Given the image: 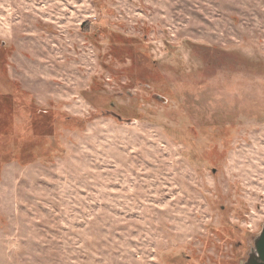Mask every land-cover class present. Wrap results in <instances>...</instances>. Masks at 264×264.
Instances as JSON below:
<instances>
[{
    "label": "rangeland",
    "instance_id": "374dc122",
    "mask_svg": "<svg viewBox=\"0 0 264 264\" xmlns=\"http://www.w3.org/2000/svg\"><path fill=\"white\" fill-rule=\"evenodd\" d=\"M264 223V0H0V264H243Z\"/></svg>",
    "mask_w": 264,
    "mask_h": 264
},
{
    "label": "water",
    "instance_id": "95a60500",
    "mask_svg": "<svg viewBox=\"0 0 264 264\" xmlns=\"http://www.w3.org/2000/svg\"><path fill=\"white\" fill-rule=\"evenodd\" d=\"M243 264H264V223L260 233L254 237L253 244Z\"/></svg>",
    "mask_w": 264,
    "mask_h": 264
}]
</instances>
